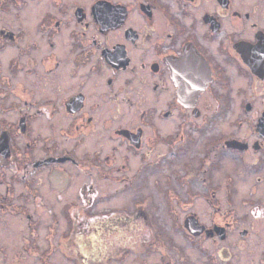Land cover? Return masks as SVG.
I'll use <instances>...</instances> for the list:
<instances>
[{
  "label": "flooded vegetation",
  "instance_id": "obj_1",
  "mask_svg": "<svg viewBox=\"0 0 264 264\" xmlns=\"http://www.w3.org/2000/svg\"><path fill=\"white\" fill-rule=\"evenodd\" d=\"M0 264H264V0H0Z\"/></svg>",
  "mask_w": 264,
  "mask_h": 264
},
{
  "label": "rangeland",
  "instance_id": "obj_2",
  "mask_svg": "<svg viewBox=\"0 0 264 264\" xmlns=\"http://www.w3.org/2000/svg\"><path fill=\"white\" fill-rule=\"evenodd\" d=\"M90 148V147H89ZM80 181H79V185L80 184H82L83 183V181H90V176L89 175H87V174H83L82 176H81V178L79 179ZM111 188L113 187V186H110ZM60 201H63V200H61V199H59ZM120 200H122V199H120ZM59 202V201H58ZM116 204H118V203H116ZM201 207H202V205H201ZM99 208L100 209H102V208H108L107 206H104V202H102V201H100V204H99ZM203 208V207H202ZM255 247V246H254ZM252 248H253V244H252ZM255 249V248H254ZM256 250V249H255ZM253 253H251L250 255H252Z\"/></svg>",
  "mask_w": 264,
  "mask_h": 264
}]
</instances>
